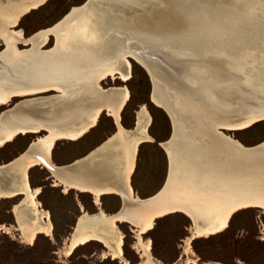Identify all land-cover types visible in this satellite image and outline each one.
<instances>
[{
  "label": "bare ground",
  "instance_id": "6f19581e",
  "mask_svg": "<svg viewBox=\"0 0 264 264\" xmlns=\"http://www.w3.org/2000/svg\"><path fill=\"white\" fill-rule=\"evenodd\" d=\"M45 1L0 2V34L6 45L0 54V106L17 96L55 91L17 102L0 115V147L20 134L45 131L19 155L0 164V199L22 196L13 206V214L23 238L31 243L39 233L53 235L50 212L38 200L40 188L32 187L29 180L28 170L35 165L45 167L64 192L71 188L88 191L96 204L101 195L114 193L123 202L115 213L100 207L92 214L83 210L69 236L66 255L78 245L98 240L107 248L103 257L127 262L122 230L116 224L124 221L137 231L144 262L163 264L153 257L150 239L141 236L156 218L174 212L191 218V235L185 239L183 252L189 255L193 237L224 230L239 210L259 207L264 212V141L245 146L220 130L244 129L264 119V0H86L51 26L29 35L13 28L22 15ZM185 4L189 9L184 15L172 11ZM143 7L149 8L138 12ZM175 17L191 18L192 22L212 20L213 27L208 23L207 28L217 32L213 43L218 60L200 123L187 114H172L166 92L157 90L159 85L150 76L151 101L168 113L172 136L171 141L161 142L168 156V172L160 193L167 205L147 211L135 208L143 201L130 179L139 145L153 140L148 132L151 115L141 105L133 128H125L121 111L130 99L128 88H104L101 82L110 76L129 79V58L150 72L149 54L138 53L149 49L143 41L161 42L152 22L168 23ZM48 36L56 41L45 50ZM131 40L139 44H131ZM20 43L30 47L17 56ZM102 112L114 118L116 131L90 158L77 160V169L68 174L67 166L52 159L56 141L78 140ZM188 261L197 264V256Z\"/></svg>",
  "mask_w": 264,
  "mask_h": 264
},
{
  "label": "rangeland",
  "instance_id": "374dc122",
  "mask_svg": "<svg viewBox=\"0 0 264 264\" xmlns=\"http://www.w3.org/2000/svg\"><path fill=\"white\" fill-rule=\"evenodd\" d=\"M5 1L8 0H0L3 3L1 5H4ZM84 1L46 0L39 7L22 15L17 26L13 28L22 29L25 35H29L40 28L51 26L72 6L80 5ZM2 41L0 34V54L6 49ZM55 41L54 36H48L44 49H50ZM29 47L30 45L17 44L16 50L20 51L17 56L20 54L22 56ZM129 60L132 64L129 79L123 81L110 76L103 79L101 84L104 88L113 85L128 88L130 99L121 111V123L125 128H133L136 112L141 105H144L151 115L148 132L153 140L139 145L135 169L130 179L134 192L140 198H145L155 194L167 178L168 156L158 142L168 140L172 128L167 113L151 101L152 84L146 70L132 58ZM54 92L49 90V92L14 97L8 104L0 106V115L1 112L24 99ZM116 128L114 118L102 112L97 123L78 140H57L52 150L53 161L58 165L69 164L101 143L116 131ZM220 130L245 146H254L264 140V119L244 129ZM44 133L45 131L20 134L13 141L7 142L0 147V164L19 155L34 138ZM28 171L31 186L40 188L38 200L50 212L53 235L50 237L39 233L29 243L22 237L13 214V206L21 200L22 196L1 198L0 264H146L139 251L135 227L124 221H118L116 224L120 231L122 230V248L127 262L110 255L103 257L107 248L98 240H90L78 245L69 255H66L69 236L83 210L92 214L96 213L100 207L108 214L115 213L121 207V198L114 193L103 194L99 198V204H96L93 194L88 191L71 188L64 192L63 187L57 185L51 173L41 165H35ZM191 226L190 217L183 212H174L156 218L153 227L141 236L144 240L150 239L153 257L163 264H173L177 260L175 264H191L188 260L196 256L197 264H264L263 209L259 207L241 209L231 216L224 230L208 237H193L190 245L194 254L187 255L183 252L185 239L191 235Z\"/></svg>",
  "mask_w": 264,
  "mask_h": 264
},
{
  "label": "water",
  "instance_id": "95a60500",
  "mask_svg": "<svg viewBox=\"0 0 264 264\" xmlns=\"http://www.w3.org/2000/svg\"><path fill=\"white\" fill-rule=\"evenodd\" d=\"M167 6V12L170 13L172 6L169 4ZM148 8H145L146 10L144 7L143 9L140 8L138 12L142 10L146 12ZM156 9L159 8L156 7ZM187 9H189V5L185 4L177 6L172 11H175L176 15H184ZM177 17L174 18V21H168V23L160 20L153 21L152 23L156 26L154 30L163 39L156 44L143 41L149 49H142L138 53L149 54L151 62L148 63L150 72H147V74L156 80L159 85L157 90L162 89L166 92L169 101L168 106L172 109L169 108L170 112L174 111L176 115L187 114L191 120L200 123V113L204 110L203 104L206 103L209 91L212 90L210 83L212 84L214 82L212 80L215 79L213 75L218 60V48L214 46L213 42H215L217 32L207 28L208 23L211 24L210 28L213 27L212 20L198 18L192 22L191 18L180 19ZM131 44L139 43L131 40ZM203 70L205 75L202 73ZM110 136L83 156L64 165L68 167V174L77 169L74 165L77 160L90 158L92 152L101 147ZM158 144L162 146L161 142H158ZM160 190L149 197L141 198L143 203L136 204L135 208L154 211L166 206L167 198L163 193H160ZM122 205L121 200L119 210ZM76 224L77 222H75L73 231Z\"/></svg>",
  "mask_w": 264,
  "mask_h": 264
}]
</instances>
